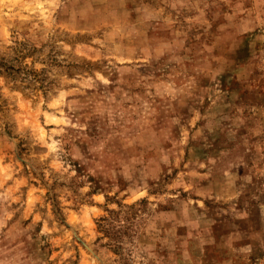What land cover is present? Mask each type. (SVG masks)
<instances>
[{"label": "rangeland", "instance_id": "374dc122", "mask_svg": "<svg viewBox=\"0 0 264 264\" xmlns=\"http://www.w3.org/2000/svg\"><path fill=\"white\" fill-rule=\"evenodd\" d=\"M0 264H264V0H0Z\"/></svg>", "mask_w": 264, "mask_h": 264}]
</instances>
